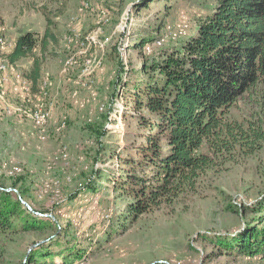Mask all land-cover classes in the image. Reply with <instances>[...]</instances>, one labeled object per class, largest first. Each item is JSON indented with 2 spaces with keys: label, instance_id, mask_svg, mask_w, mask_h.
<instances>
[{
  "label": "rangeland",
  "instance_id": "374dc122",
  "mask_svg": "<svg viewBox=\"0 0 264 264\" xmlns=\"http://www.w3.org/2000/svg\"><path fill=\"white\" fill-rule=\"evenodd\" d=\"M82 1L61 6L51 0H0V26L8 40L28 31L43 34L41 6L57 22V42L43 55L40 75L49 87L36 97L18 96L8 87L0 101V187L15 188L34 211L63 227L57 230L59 243L47 241L51 233L33 231L7 240L6 262L29 264L27 256L39 244L32 245L44 240L53 257H44L41 264H264V257L224 252L213 237L234 233L252 220L253 214L241 207L264 192V139L250 153L236 149L219 157L194 192L152 208L133 223L126 219L123 229L120 219L129 198L118 195L112 183L122 172L117 160L101 151L103 146L123 151L136 140L133 134L145 132L136 128L126 109L130 104L124 89L133 82L142 56L157 57L186 40L218 0H154L146 5L145 0H89L81 8ZM85 36L93 39L84 54L65 46V37ZM70 56L75 63L66 66ZM86 59L91 61L87 68ZM17 64L23 74L32 59ZM5 104L26 109L42 104L50 118L39 127L25 114L5 115ZM228 118L249 120L264 131V94L259 89L245 94ZM15 167L19 170L11 172ZM65 247L84 250L82 259L70 257L64 263Z\"/></svg>",
  "mask_w": 264,
  "mask_h": 264
},
{
  "label": "trees",
  "instance_id": "16d2710c",
  "mask_svg": "<svg viewBox=\"0 0 264 264\" xmlns=\"http://www.w3.org/2000/svg\"><path fill=\"white\" fill-rule=\"evenodd\" d=\"M51 1L64 6L68 0ZM148 1L154 0H145L143 5ZM39 11L46 21L43 34L28 31L19 35L5 54L11 64L32 59V66L23 73L32 82V90H36L41 75L43 55L57 42L53 30L57 22L45 5ZM196 26L194 34L163 49L159 56H142L139 70L133 71V82L124 88L130 104L126 109L136 128L145 132L133 134L136 140L123 148L124 154L120 146L102 147L101 151L117 160L122 172L112 180L118 195L129 198L120 219L121 229L126 227V219L133 223L152 208L194 192L201 176L219 157L236 149L250 153L264 139L260 126L228 118L230 108L245 94L256 89L264 94V0H218ZM117 69L120 78L121 61ZM241 209L253 214L252 220L234 233L213 237L228 254L264 257V192ZM61 228L51 218L29 211L14 192L0 189V264L9 262L5 260L7 240L33 231L51 233L47 241L59 243L57 230ZM47 241L31 251L27 263L41 264L44 257H53ZM65 250L68 256L64 263L70 257H83L82 249Z\"/></svg>",
  "mask_w": 264,
  "mask_h": 264
},
{
  "label": "built area",
  "instance_id": "2783aa9c",
  "mask_svg": "<svg viewBox=\"0 0 264 264\" xmlns=\"http://www.w3.org/2000/svg\"><path fill=\"white\" fill-rule=\"evenodd\" d=\"M89 0H84L81 2V8H87L89 6ZM92 37L91 36H85L82 39H76L73 37H65V46L67 48H76V54L82 55L86 52L87 48L92 43ZM14 41L8 40L5 29L0 26V51L5 54L7 51L13 46ZM36 50V49H35ZM5 54H0V101L4 102L6 97V91L8 87H12L13 91L17 94V91L19 93L18 96L21 97H31V96H37L42 91L47 89L50 85V82L48 79L39 78L37 83V90H32V82L29 78L25 77L22 73H19L16 69V65L11 64L8 62V60L5 58ZM75 56H70L67 58L65 65L71 66L75 63ZM91 63L90 59L85 60V67L87 68L89 64ZM97 65H99V62H97ZM35 91V92H34ZM23 92V93H21ZM3 113L5 115H26L30 117L31 120L34 121V123L39 126L43 127L48 122L50 118V110L43 107L42 104H36L33 108H25L22 104L18 105H10L5 104L3 107ZM65 123L62 122L60 128L64 127ZM66 156V155H65ZM19 170L18 167L12 168L11 172H15Z\"/></svg>",
  "mask_w": 264,
  "mask_h": 264
},
{
  "label": "water",
  "instance_id": "95a60500",
  "mask_svg": "<svg viewBox=\"0 0 264 264\" xmlns=\"http://www.w3.org/2000/svg\"><path fill=\"white\" fill-rule=\"evenodd\" d=\"M0 189H3V188L0 187ZM5 190L15 192L16 195H17V197H18V199L20 200V202H21V203H22V204H23V205H24L29 211H31L32 213H34V214H38V215H41V216H46V215H47V214H43V213H40V212L34 211V210L31 208V206H30L25 200L22 199L21 195L19 194V192H18L15 188H8V189H5ZM49 216L52 217V218L54 219V217H53L52 215L49 214ZM42 242H44V240H41L40 242L35 243L34 245H32V247H33V246H36V245H38V244H40V243H42ZM159 261H162V260H159ZM162 262H165L166 264H169V263L166 262V261H162Z\"/></svg>",
  "mask_w": 264,
  "mask_h": 264
},
{
  "label": "crops",
  "instance_id": "0c3cea01",
  "mask_svg": "<svg viewBox=\"0 0 264 264\" xmlns=\"http://www.w3.org/2000/svg\"><path fill=\"white\" fill-rule=\"evenodd\" d=\"M19 61H21V60H19ZM19 61H17V62L15 63V65H16L17 67H18V64H17V63H18Z\"/></svg>",
  "mask_w": 264,
  "mask_h": 264
}]
</instances>
